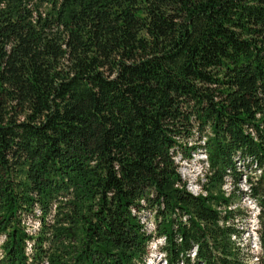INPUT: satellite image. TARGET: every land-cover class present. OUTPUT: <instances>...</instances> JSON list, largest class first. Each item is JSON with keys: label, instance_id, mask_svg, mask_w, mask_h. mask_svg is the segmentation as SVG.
<instances>
[{"label": "trees", "instance_id": "1", "mask_svg": "<svg viewBox=\"0 0 264 264\" xmlns=\"http://www.w3.org/2000/svg\"><path fill=\"white\" fill-rule=\"evenodd\" d=\"M240 164L264 264V0H0V264H248Z\"/></svg>", "mask_w": 264, "mask_h": 264}, {"label": "rangeland", "instance_id": "2", "mask_svg": "<svg viewBox=\"0 0 264 264\" xmlns=\"http://www.w3.org/2000/svg\"><path fill=\"white\" fill-rule=\"evenodd\" d=\"M196 136V135H195ZM194 140H189L188 145L194 144ZM183 151L178 149L175 161L178 165V170L183 181L186 182L187 189L194 194L201 192V185L206 183V168L207 162L205 154L202 150H191L188 158H182ZM242 170L241 176L237 179L225 178L224 184L220 185V190L225 193H230L232 196L231 208H234L235 214L233 222L236 228L241 232L239 242L244 250L249 247V263L257 264L256 256L260 254V247L258 241V225L255 223L256 218V203L252 197L248 195V183L245 181L247 176L257 174L254 165L243 166L238 165ZM219 186L216 187L218 189ZM204 192V191H202ZM258 214V213H257ZM256 215V216H255ZM141 221L145 224L149 232H153L154 223L150 214L142 212L140 215ZM29 226H36V222L29 220ZM163 242V237H154L148 244V253L143 264H163L164 257L160 253L159 247Z\"/></svg>", "mask_w": 264, "mask_h": 264}]
</instances>
